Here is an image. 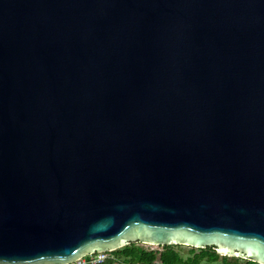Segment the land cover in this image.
Listing matches in <instances>:
<instances>
[{"label":"water","instance_id":"1","mask_svg":"<svg viewBox=\"0 0 264 264\" xmlns=\"http://www.w3.org/2000/svg\"><path fill=\"white\" fill-rule=\"evenodd\" d=\"M131 242L264 264V0H0V264Z\"/></svg>","mask_w":264,"mask_h":264},{"label":"trees","instance_id":"2","mask_svg":"<svg viewBox=\"0 0 264 264\" xmlns=\"http://www.w3.org/2000/svg\"><path fill=\"white\" fill-rule=\"evenodd\" d=\"M177 246L178 244L160 245L158 249L151 250L140 242H131L114 250V253L128 264H261L240 256L221 255L213 246H190L187 252H181ZM101 264H115V260L109 259Z\"/></svg>","mask_w":264,"mask_h":264},{"label":"built area","instance_id":"3","mask_svg":"<svg viewBox=\"0 0 264 264\" xmlns=\"http://www.w3.org/2000/svg\"><path fill=\"white\" fill-rule=\"evenodd\" d=\"M140 243L148 244L149 246H146V245H144V246L150 248L151 250L158 249L160 246V245L151 244V243H147V242H140ZM152 245H156L157 247L153 248V247H151ZM114 250H116V249H114ZM114 250L109 249V250H105V251H96V252L88 253V254L81 256V257L75 259L74 261H72L70 263H66V264H101V263H103L109 259L115 260V264H128L124 261H121L116 256V254L114 253ZM155 264H161V263L156 262ZM217 264H223V263L218 262Z\"/></svg>","mask_w":264,"mask_h":264},{"label":"rangeland","instance_id":"4","mask_svg":"<svg viewBox=\"0 0 264 264\" xmlns=\"http://www.w3.org/2000/svg\"><path fill=\"white\" fill-rule=\"evenodd\" d=\"M140 244L149 246L148 244H143V243H140ZM151 247L155 248L157 246L156 245H152ZM177 247H178V249L181 250V252H187L190 249V246L184 245V244H178Z\"/></svg>","mask_w":264,"mask_h":264}]
</instances>
